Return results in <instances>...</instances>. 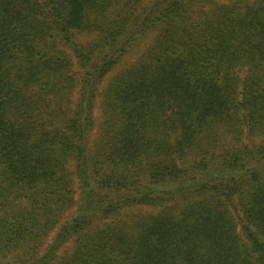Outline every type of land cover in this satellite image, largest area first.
<instances>
[{
    "label": "trees",
    "instance_id": "1",
    "mask_svg": "<svg viewBox=\"0 0 264 264\" xmlns=\"http://www.w3.org/2000/svg\"><path fill=\"white\" fill-rule=\"evenodd\" d=\"M0 252L264 264V0H0Z\"/></svg>",
    "mask_w": 264,
    "mask_h": 264
},
{
    "label": "rangeland",
    "instance_id": "2",
    "mask_svg": "<svg viewBox=\"0 0 264 264\" xmlns=\"http://www.w3.org/2000/svg\"><path fill=\"white\" fill-rule=\"evenodd\" d=\"M145 45L142 44L141 47H139L136 51H134L133 53H131L130 55L126 56L124 58V60H122L119 64V66L111 72V76L114 75L119 69H123L127 66H129L133 61H135L136 57L139 55L140 51L143 50ZM95 111H98V109H96ZM142 209H145L144 207H142ZM55 234V230H53L48 238L47 241H49ZM71 245V242L68 243L65 248L61 249L62 252H64V250H69V247ZM16 258L13 254H3L0 252V264H14Z\"/></svg>",
    "mask_w": 264,
    "mask_h": 264
}]
</instances>
